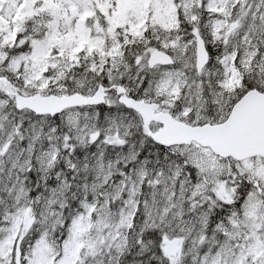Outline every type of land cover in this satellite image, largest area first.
I'll return each mask as SVG.
<instances>
[{
    "label": "snow or ice",
    "instance_id": "1",
    "mask_svg": "<svg viewBox=\"0 0 264 264\" xmlns=\"http://www.w3.org/2000/svg\"><path fill=\"white\" fill-rule=\"evenodd\" d=\"M0 264H264V0H0Z\"/></svg>",
    "mask_w": 264,
    "mask_h": 264
}]
</instances>
